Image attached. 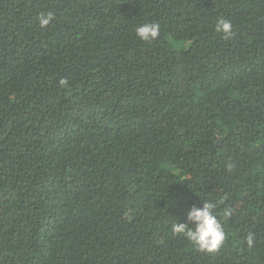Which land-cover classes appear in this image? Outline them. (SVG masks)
I'll list each match as a JSON object with an SVG mask.
<instances>
[{
	"label": "trees",
	"instance_id": "trees-1",
	"mask_svg": "<svg viewBox=\"0 0 264 264\" xmlns=\"http://www.w3.org/2000/svg\"><path fill=\"white\" fill-rule=\"evenodd\" d=\"M0 264H264V0H0Z\"/></svg>",
	"mask_w": 264,
	"mask_h": 264
},
{
	"label": "clouds",
	"instance_id": "clouds-1",
	"mask_svg": "<svg viewBox=\"0 0 264 264\" xmlns=\"http://www.w3.org/2000/svg\"><path fill=\"white\" fill-rule=\"evenodd\" d=\"M39 23L42 27L47 26L52 19V15L41 14ZM232 22L229 19L219 18L215 23V30L225 35L230 34ZM137 37L142 41H152L160 35V25L157 22H148L140 24L135 29ZM62 85L66 80H61ZM186 223L175 222L171 230L175 234L184 236L199 251L214 253L223 245L226 235L224 228L217 219L215 205L211 202H203L201 207H192L186 218ZM249 247L253 245L254 237L249 234L246 237Z\"/></svg>",
	"mask_w": 264,
	"mask_h": 264
}]
</instances>
